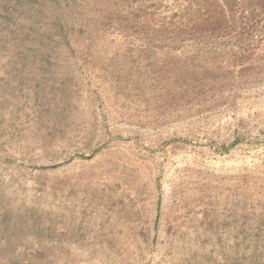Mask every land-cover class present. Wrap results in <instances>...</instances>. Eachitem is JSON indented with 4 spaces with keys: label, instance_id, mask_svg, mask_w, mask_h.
Masks as SVG:
<instances>
[{
    "label": "rangeland",
    "instance_id": "1",
    "mask_svg": "<svg viewBox=\"0 0 264 264\" xmlns=\"http://www.w3.org/2000/svg\"><path fill=\"white\" fill-rule=\"evenodd\" d=\"M0 264H264V0H0Z\"/></svg>",
    "mask_w": 264,
    "mask_h": 264
}]
</instances>
